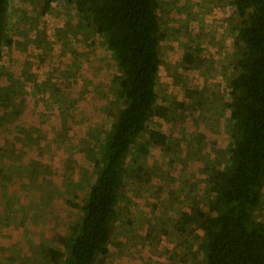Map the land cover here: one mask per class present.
Here are the masks:
<instances>
[{
	"label": "rangeland",
	"instance_id": "1",
	"mask_svg": "<svg viewBox=\"0 0 264 264\" xmlns=\"http://www.w3.org/2000/svg\"><path fill=\"white\" fill-rule=\"evenodd\" d=\"M42 8L43 0L9 2L12 43L0 59V264H53L46 251L63 249L61 237L80 219L121 107L105 41L91 26L78 29L73 3ZM158 15L166 34L158 104L169 112L150 120L127 159V194L102 264H205L203 231L181 217L207 202V171L225 163L233 140L227 103L240 18L232 0H162ZM185 52L203 62L186 67ZM154 128L169 142L138 151ZM257 217L264 221V204Z\"/></svg>",
	"mask_w": 264,
	"mask_h": 264
},
{
	"label": "trees",
	"instance_id": "2",
	"mask_svg": "<svg viewBox=\"0 0 264 264\" xmlns=\"http://www.w3.org/2000/svg\"><path fill=\"white\" fill-rule=\"evenodd\" d=\"M53 1L43 0L42 13ZM67 1L79 14L78 29L91 26L112 51L121 107L96 158L97 174L80 219L61 237L63 249L51 247L46 254L53 264H102L119 202L127 194V159L150 120L169 112V107L158 104L157 93L160 46L166 37L158 15L162 0ZM9 2L0 0V59L3 48L12 43L6 35ZM232 4L240 18L237 74L230 80L227 103L233 140L225 163L207 171V202L183 213L181 221L203 231L199 250L205 264H264V221L257 217L264 204V0H232ZM182 60L186 67L203 62L191 52H185ZM195 94L197 90L188 91L187 96ZM168 142L162 131L148 129L147 142L138 151Z\"/></svg>",
	"mask_w": 264,
	"mask_h": 264
}]
</instances>
